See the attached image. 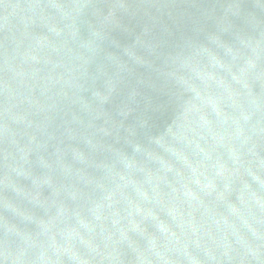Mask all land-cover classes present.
<instances>
[{"label":"water","instance_id":"95a60500","mask_svg":"<svg viewBox=\"0 0 264 264\" xmlns=\"http://www.w3.org/2000/svg\"><path fill=\"white\" fill-rule=\"evenodd\" d=\"M0 264H264V0H0Z\"/></svg>","mask_w":264,"mask_h":264}]
</instances>
